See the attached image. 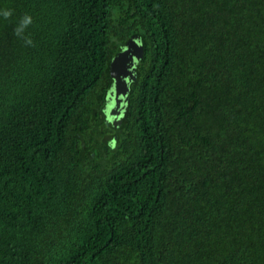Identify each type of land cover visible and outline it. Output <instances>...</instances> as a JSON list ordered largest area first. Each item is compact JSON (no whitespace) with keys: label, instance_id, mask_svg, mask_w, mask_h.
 Segmentation results:
<instances>
[{"label":"trees","instance_id":"obj_1","mask_svg":"<svg viewBox=\"0 0 264 264\" xmlns=\"http://www.w3.org/2000/svg\"><path fill=\"white\" fill-rule=\"evenodd\" d=\"M0 264H264V0H0Z\"/></svg>","mask_w":264,"mask_h":264},{"label":"water","instance_id":"obj_2","mask_svg":"<svg viewBox=\"0 0 264 264\" xmlns=\"http://www.w3.org/2000/svg\"><path fill=\"white\" fill-rule=\"evenodd\" d=\"M143 57V46L139 36L131 37L122 50L111 60L109 75L112 79L106 99V121H110L113 127L121 124V116L125 112L128 100L129 85L135 80L137 63ZM122 63L123 70L119 77L114 74V66Z\"/></svg>","mask_w":264,"mask_h":264},{"label":"snow or ice","instance_id":"obj_3","mask_svg":"<svg viewBox=\"0 0 264 264\" xmlns=\"http://www.w3.org/2000/svg\"><path fill=\"white\" fill-rule=\"evenodd\" d=\"M123 70V65L122 63L118 62L115 66H114V74L117 76V78L119 77L120 73Z\"/></svg>","mask_w":264,"mask_h":264},{"label":"clouds","instance_id":"obj_4","mask_svg":"<svg viewBox=\"0 0 264 264\" xmlns=\"http://www.w3.org/2000/svg\"><path fill=\"white\" fill-rule=\"evenodd\" d=\"M5 17H8V16H10L11 15V12H4V14H3ZM24 23L25 24H30L31 23V18L29 17V18H26L25 19V21H24Z\"/></svg>","mask_w":264,"mask_h":264},{"label":"flooded vegetation","instance_id":"obj_5","mask_svg":"<svg viewBox=\"0 0 264 264\" xmlns=\"http://www.w3.org/2000/svg\"><path fill=\"white\" fill-rule=\"evenodd\" d=\"M108 95V94H107ZM107 99V98H106ZM105 108H106V105H105V107H104V110H105ZM106 119H107V117H106ZM106 119H105V121H106ZM107 122V121H106Z\"/></svg>","mask_w":264,"mask_h":264}]
</instances>
